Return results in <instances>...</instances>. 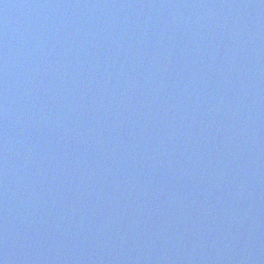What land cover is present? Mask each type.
<instances>
[{
    "label": "water",
    "instance_id": "1",
    "mask_svg": "<svg viewBox=\"0 0 264 264\" xmlns=\"http://www.w3.org/2000/svg\"><path fill=\"white\" fill-rule=\"evenodd\" d=\"M0 264H264V0H0Z\"/></svg>",
    "mask_w": 264,
    "mask_h": 264
}]
</instances>
